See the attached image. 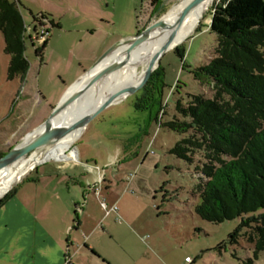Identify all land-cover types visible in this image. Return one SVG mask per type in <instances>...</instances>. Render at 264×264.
Returning <instances> with one entry per match:
<instances>
[{
    "label": "rangeland",
    "instance_id": "374dc122",
    "mask_svg": "<svg viewBox=\"0 0 264 264\" xmlns=\"http://www.w3.org/2000/svg\"><path fill=\"white\" fill-rule=\"evenodd\" d=\"M179 2L20 0L25 24L34 39V45L30 39L26 41L25 55L33 63L38 58L37 49L43 46L42 41L36 40L33 15L46 14L50 20L61 23L64 28L81 30L63 33V36L58 34L55 46L46 49L45 56L52 62L53 67L60 62L63 51L68 50L67 46H72L82 37L85 40L92 38V33H95L94 37L100 38V27L110 33L111 39L115 40L114 45L157 22ZM213 3L201 19L198 31L168 50L161 59L163 76L158 82L165 84V115L156 119V109L138 111L131 107L136 97L132 96L127 102L126 110L113 120L106 132L95 135V119L81 138L49 158H60L63 153H73L76 158V146L81 153H104L103 149L106 147L103 146L109 145L106 153H116L114 164L104 166L99 159L89 160L97 170L85 171L83 177H72L70 190H65L63 195L65 198L75 197L76 193L80 203L84 205L85 213L93 216L107 212L101 211L104 202L110 207L113 201L118 200L116 205L120 210L118 213H112L108 219L126 224L133 230L132 235L125 232L126 245L142 264H264V251L255 254L254 243L248 240L242 230V219L213 223L197 214L196 206L200 203V198L195 192L199 182L195 165L171 152L183 135L164 125L178 115L175 109L178 100L187 102L190 94L212 96L211 87L203 85L194 70L208 64L216 56L217 35L210 30L212 10L222 5L224 0H214ZM56 31L54 27L50 29V38ZM9 63L10 56L5 52L0 31V155L8 152L22 138L21 135H13L17 128H22V131L28 133L39 126L43 108H50L63 90L55 87L50 102L38 104L35 97L38 92L37 80L32 83H27L23 78L9 80ZM52 67L50 66L48 71L55 80L58 72ZM135 68L133 72L138 74L141 67H137V70ZM44 77L45 73L42 84ZM66 91L67 89L59 100ZM28 95L29 101L26 100ZM89 139L92 141L89 142ZM124 146L127 147L128 153L121 149ZM45 164L56 165L55 161L51 160L41 162L39 166ZM32 173L29 174V180L18 188L19 192L16 188L27 177L0 202V264H24L28 260L27 263L32 264L35 251L46 264L50 259L48 253L52 245L51 240L49 244H43L40 238L32 236L34 222L19 221L21 215L31 214L27 206L19 207L17 201L26 199L21 195L28 181L37 177L36 172ZM97 176L99 178L95 180ZM262 214L264 209L249 216ZM73 215L75 220H78L81 211L73 209ZM114 229L116 238L120 240L125 229L120 226H115ZM236 231H239V234L232 237Z\"/></svg>",
    "mask_w": 264,
    "mask_h": 264
},
{
    "label": "trees",
    "instance_id": "16d2710c",
    "mask_svg": "<svg viewBox=\"0 0 264 264\" xmlns=\"http://www.w3.org/2000/svg\"><path fill=\"white\" fill-rule=\"evenodd\" d=\"M212 11L216 56L194 70L202 84L211 87L212 96L190 94L187 102L178 100V115L164 125L183 135L171 152L195 165L197 214L213 223L242 219V230L258 255L264 251V214L249 215L264 209V0H224ZM25 26L20 4L0 0V31L10 56L11 81L30 68ZM47 43L37 49L38 56ZM162 76L159 68L136 103L139 109H156V119L166 114L165 84L158 82Z\"/></svg>",
    "mask_w": 264,
    "mask_h": 264
},
{
    "label": "crops",
    "instance_id": "0c3cea01",
    "mask_svg": "<svg viewBox=\"0 0 264 264\" xmlns=\"http://www.w3.org/2000/svg\"><path fill=\"white\" fill-rule=\"evenodd\" d=\"M53 27L57 29V31L55 34L53 33V36L48 40L42 55L38 56L33 63L30 62V68L24 76L16 78H23L27 83L36 82L37 80L36 88L38 92H36L35 97L38 104L49 103L55 87L63 89L60 96L50 108H43L40 124L49 117L53 109L61 101L59 99L63 92L66 89L68 91V89L83 75L90 71L96 65L100 57L115 42V40L111 39L110 33L103 27H100L99 29L102 32L100 38L94 37L96 35L92 33V38L85 40L82 37L72 46H67L68 50L63 51L60 62L52 67V62L46 58L45 51L48 47L52 48L55 46L56 36L58 34V36H61L63 33L69 34L70 32L81 31L78 28H64L59 22H55ZM31 43L34 45V41L31 40ZM80 47H82L83 50L80 51ZM50 66L53 70L58 72V77H56L55 80L52 75H49L48 68ZM44 73V84H42ZM143 93L144 91L142 88L135 94L110 106L99 115L96 118L97 128L95 135L97 133H104L109 129L113 120L126 110L127 102L132 96L136 97L131 107L133 106L139 111L140 109L136 107V103L139 98L143 96ZM26 100H30L29 95ZM88 128L85 129L86 132ZM84 131L80 135V138ZM26 133V131H22V128H17V130L13 132V135H17V137L21 135V137H23ZM90 139L89 142L92 141ZM108 146L109 145L103 146L106 147V149H103L104 153L92 154L81 153L76 146V160L68 159L74 157L73 153H63L60 159H51L55 161L56 165L45 164L43 166H38L35 171H32L33 169L31 170L32 172H36L37 177L35 180L32 178V180L28 181V184L24 186L23 195H21V197L23 196L26 199L17 201L19 207L22 205L27 206L31 214L21 215L19 221L22 223L34 222V233L32 236L36 239L40 238V242L43 244L47 245L51 240L52 245L50 253H48L50 259L47 260V264H64L67 252L71 255V264H142L138 258L133 256L132 250L126 245L127 238L125 232H129L131 235L133 232L128 225L109 221L108 218L112 213L107 215L106 209L103 206L101 207V211L106 212L103 213V215L93 216L85 213L84 205L80 203L81 201L76 193L75 197L69 196L65 198L63 195L65 190H70L72 177H83L85 171L95 172L97 170L89 163V160L95 159V161H97L96 159H99L104 166H112L114 164L116 153H106L108 151ZM121 149L124 150L125 153H128L126 146L121 147ZM51 160L48 159V161ZM73 160L75 162H73ZM65 161L67 163H65ZM29 177L18 185L16 188L17 192H19L18 188L29 180ZM98 178V176L95 177V180H98ZM30 192L34 194H30ZM117 202L118 200L113 201L111 206L118 204ZM73 209L81 211V215L77 218L78 220L74 218ZM113 226H120V228L125 229L122 231L120 240L116 238V230ZM186 259H188V257ZM27 262H29V260L24 264H28ZM32 264H46V262L42 257L40 258L37 251H35L33 253Z\"/></svg>",
    "mask_w": 264,
    "mask_h": 264
},
{
    "label": "bare ground",
    "instance_id": "6f19581e",
    "mask_svg": "<svg viewBox=\"0 0 264 264\" xmlns=\"http://www.w3.org/2000/svg\"><path fill=\"white\" fill-rule=\"evenodd\" d=\"M177 1H180L178 5L161 18L162 24L151 31L129 55H125L128 46H123L114 52L109 59L122 57L124 59L123 67L108 77L105 82H101L88 95L81 98L79 102L58 115L54 120L56 126H70L79 117L98 108L105 99L122 87L130 84L138 85L146 72L154 65L157 53L169 38L171 40L167 51L173 49L197 30L201 19L214 2V0H200L193 4L194 0ZM137 67H141V71L135 74L133 71L134 68L137 70ZM83 131L84 129L72 131L55 145L45 150H38L32 156L21 158L8 167L1 169L0 198L27 176L35 166L61 152L77 140ZM68 159L76 160L74 157Z\"/></svg>",
    "mask_w": 264,
    "mask_h": 264
},
{
    "label": "water",
    "instance_id": "95a60500",
    "mask_svg": "<svg viewBox=\"0 0 264 264\" xmlns=\"http://www.w3.org/2000/svg\"><path fill=\"white\" fill-rule=\"evenodd\" d=\"M200 0H194L193 4L197 3ZM187 10V9H186ZM162 24L161 19L157 22L149 25L143 31L138 33L135 36L124 38L110 47L97 61L96 65L83 75L68 91L64 94L61 101L53 109L50 116L39 126L33 130L26 133L4 156L0 158V170L8 167L14 162L20 160L21 158L32 156L38 150H45L58 141L64 138L67 134L78 129H86V127L95 120L99 115H101L106 109L110 106L118 103L124 98L135 94L141 90L152 78V76L159 70L161 65V59L164 54L167 52V48L170 42L169 40L161 47L159 52L156 55V60L154 65L146 72L142 81L138 85H127L119 89L116 93L109 96L102 102L98 108L93 110L90 113H87L79 117L74 123L70 126L59 127L54 123L55 118L60 115L67 108L73 104L79 102L81 98L88 95L94 88H96L101 82L113 75L115 72L119 71L124 64V59L122 57L116 59H109L116 50L123 46H128L125 50V55H129L130 52L136 48L142 40L155 28L159 27ZM45 161L43 163H46ZM41 164V163H40ZM39 164L34 168L36 169ZM33 169V170H34ZM32 170V171H33ZM31 171V172H32ZM29 172L27 176L31 173ZM27 176H25L20 182L15 184L16 187L21 183ZM11 189V190H12ZM10 190V191H11ZM8 193L4 194L0 198V202L6 197Z\"/></svg>",
    "mask_w": 264,
    "mask_h": 264
},
{
    "label": "built area",
    "instance_id": "2783aa9c",
    "mask_svg": "<svg viewBox=\"0 0 264 264\" xmlns=\"http://www.w3.org/2000/svg\"><path fill=\"white\" fill-rule=\"evenodd\" d=\"M16 3L20 4V0H14ZM34 26L36 31V40L42 41L43 45L50 39V29L53 27L51 20L48 17H45L42 14H39L36 19H34ZM30 38L32 41H34L33 36L29 32V27L26 25L25 30L23 33V39L26 45V41ZM103 207L107 210V214L111 213H118V206H108L105 202L103 203ZM190 259H187V262H189ZM64 264H71V255L69 252H67L65 263Z\"/></svg>",
    "mask_w": 264,
    "mask_h": 264
}]
</instances>
